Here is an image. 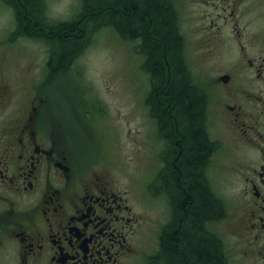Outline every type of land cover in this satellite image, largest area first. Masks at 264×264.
<instances>
[{"label":"flooded vegetation","instance_id":"obj_1","mask_svg":"<svg viewBox=\"0 0 264 264\" xmlns=\"http://www.w3.org/2000/svg\"><path fill=\"white\" fill-rule=\"evenodd\" d=\"M162 1L173 11L191 86L187 41L176 14L179 0ZM201 1L214 10L204 29L207 38H218L220 55L229 57V64L210 87L194 83L204 96L201 129L210 145L198 168L200 184L211 189L220 206L215 217L203 218L200 235L215 234L221 264H232L214 225L233 218L244 234L238 242L243 250L238 264H264V0ZM134 4L144 14L142 3L132 2L122 8L124 18L133 15ZM114 21L111 17L109 26ZM151 31H118L138 43L139 67L150 78L143 100L149 121L137 130V174L116 162L113 152H90L92 147L82 146V133L41 113L38 99L25 106L13 104L11 89L0 81V264H191L182 241L193 218L185 132L190 119L178 104L171 82L175 67L165 45L161 62L166 81L159 82L158 72L148 69L145 43L162 39ZM97 106L88 100L91 110L85 112L78 104V114L84 122L96 112L105 119ZM210 113L230 123L244 144L238 164L226 163L220 154L223 139L212 132ZM71 136L77 137L75 142ZM215 163L220 170L230 169L234 207L224 205L217 192L215 175L220 180L223 175H214Z\"/></svg>","mask_w":264,"mask_h":264},{"label":"rangeland","instance_id":"obj_2","mask_svg":"<svg viewBox=\"0 0 264 264\" xmlns=\"http://www.w3.org/2000/svg\"><path fill=\"white\" fill-rule=\"evenodd\" d=\"M45 3L46 15L52 22L71 20L82 8V0H45ZM178 7L181 31L187 41L190 75L200 88L210 87L213 77L229 64V57L220 55L218 38L210 36L208 39L204 30L214 10L201 0H179ZM15 30V12L0 0V81L11 89L12 103L25 106L29 100L38 99L36 105L41 113L50 114L55 121L68 122L70 129L82 133V146L92 147L90 152L102 148L113 152L111 155L116 162L137 174L141 162L136 149L137 130L139 126L143 130V122L149 121L143 100L150 83V78L139 67L138 43L125 40L113 26L101 27L71 62L70 68L57 71L51 68L57 55L55 42L18 36ZM88 100L97 102L105 119L97 112L86 115L85 122L81 119L77 106L80 104L79 108L87 112ZM210 115L212 132L223 139L220 154L226 163L238 164L244 144L230 123L215 118L213 113ZM92 131L95 132L92 134ZM71 139L75 142L77 137L71 136ZM114 171L123 174L120 170ZM219 171L223 180L215 175ZM213 172L215 180H219L216 189L224 205L234 207L230 169L222 167L220 170L215 163ZM231 220L226 218L214 227L223 238L232 264H238L243 254L238 245L241 236L244 238L243 227L240 222Z\"/></svg>","mask_w":264,"mask_h":264},{"label":"trees","instance_id":"obj_3","mask_svg":"<svg viewBox=\"0 0 264 264\" xmlns=\"http://www.w3.org/2000/svg\"><path fill=\"white\" fill-rule=\"evenodd\" d=\"M11 6L16 15V30L18 36H30L47 41L55 42L57 55L52 62V69L70 66L71 62L79 56L89 44L94 32L104 26H108V20L115 19L113 26L123 33H137L152 28L151 33L161 36L159 42H146L149 46V70H156L157 80L166 81L162 66V46L169 50V61L175 67L171 74L172 86L178 104L183 113L189 116L190 123L185 126L188 135V159L190 162L189 190L193 197L192 223L189 236L183 243L190 253L191 264H221L219 245L215 240V234L208 231V236L202 237L203 218L215 217L220 211L217 200L213 197L210 188L203 187L198 168L204 163L206 154L209 152V143L201 129V108L203 98L197 92L194 82L189 85L183 61L180 55L181 36L175 27L173 11L164 5L162 0H82V8L67 21L52 22L46 15L45 0H3ZM135 2L142 3L143 13L137 11L134 4L133 15L123 17L122 8ZM129 12V10H127ZM176 14L178 11L176 10ZM178 17V15H177ZM152 19L154 25L149 26ZM149 30V29H148ZM150 31V30H149ZM153 46V47H152ZM156 77V76H155ZM226 258V256H225Z\"/></svg>","mask_w":264,"mask_h":264}]
</instances>
